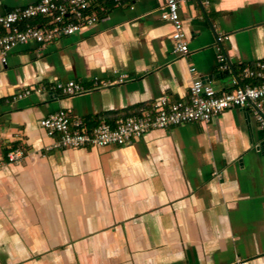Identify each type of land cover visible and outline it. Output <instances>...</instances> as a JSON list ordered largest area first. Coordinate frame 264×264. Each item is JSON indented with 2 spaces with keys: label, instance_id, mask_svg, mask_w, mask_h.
<instances>
[{
  "label": "crops",
  "instance_id": "0c3cea01",
  "mask_svg": "<svg viewBox=\"0 0 264 264\" xmlns=\"http://www.w3.org/2000/svg\"><path fill=\"white\" fill-rule=\"evenodd\" d=\"M37 1L0 0V14ZM177 1L185 57L172 52L162 1L134 0L0 63V157L27 153L0 170V264H264V131L250 110L97 149L54 148L38 125L63 110L90 129L114 126L161 97L186 99L194 79L219 93L255 84L241 74L264 63V0ZM67 81L86 92L51 89Z\"/></svg>",
  "mask_w": 264,
  "mask_h": 264
},
{
  "label": "built area",
  "instance_id": "2783aa9c",
  "mask_svg": "<svg viewBox=\"0 0 264 264\" xmlns=\"http://www.w3.org/2000/svg\"><path fill=\"white\" fill-rule=\"evenodd\" d=\"M134 0H38L25 7L0 14V63L6 65L7 53L19 45L34 43L47 46L58 40L78 34L106 18L110 7H118ZM162 21L171 27L170 39L173 54L185 57L188 43L179 18L177 0H161ZM224 37L217 39L218 42ZM218 68L228 69L222 53L217 55ZM193 68L190 73H194ZM127 76L121 75L110 84H119ZM243 80H255V84L241 85L233 80V88L217 92L212 85L201 79L191 80L186 99L169 101L161 97L142 109L138 114L119 119L114 126L101 123L93 128L79 117H72L68 111H58L41 118L38 125L48 137L56 138L53 147L61 150L84 147L97 149L106 146H123L144 136L149 131L183 126L190 123L207 124L224 111L230 109L250 110L258 127L264 131V63L242 71ZM109 83L99 82L101 88ZM51 89L62 97H74L86 92L76 81L57 82ZM35 89H25L16 95L22 99ZM24 149L10 148L0 157V170L7 165L25 160Z\"/></svg>",
  "mask_w": 264,
  "mask_h": 264
}]
</instances>
